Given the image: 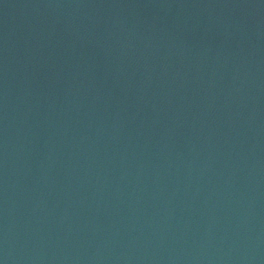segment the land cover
<instances>
[{
  "label": "water",
  "instance_id": "water-1",
  "mask_svg": "<svg viewBox=\"0 0 264 264\" xmlns=\"http://www.w3.org/2000/svg\"><path fill=\"white\" fill-rule=\"evenodd\" d=\"M0 264H264V0H0Z\"/></svg>",
  "mask_w": 264,
  "mask_h": 264
}]
</instances>
